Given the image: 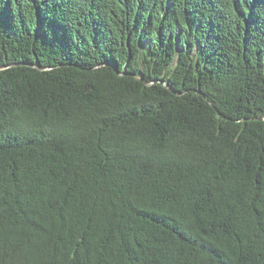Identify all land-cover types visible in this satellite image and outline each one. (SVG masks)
I'll return each mask as SVG.
<instances>
[{"label":"trees","instance_id":"trees-1","mask_svg":"<svg viewBox=\"0 0 264 264\" xmlns=\"http://www.w3.org/2000/svg\"><path fill=\"white\" fill-rule=\"evenodd\" d=\"M0 264H264V0H0Z\"/></svg>","mask_w":264,"mask_h":264}]
</instances>
